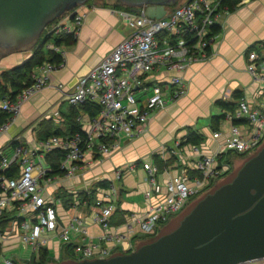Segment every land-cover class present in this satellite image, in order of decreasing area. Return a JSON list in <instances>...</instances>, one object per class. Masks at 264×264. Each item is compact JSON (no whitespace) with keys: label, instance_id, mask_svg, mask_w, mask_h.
<instances>
[{"label":"built area","instance_id":"2783aa9c","mask_svg":"<svg viewBox=\"0 0 264 264\" xmlns=\"http://www.w3.org/2000/svg\"><path fill=\"white\" fill-rule=\"evenodd\" d=\"M228 12L223 0H188L175 5L159 19L148 17L143 10L117 11L130 27V34L97 65L79 77L74 89L66 96L68 104L72 106L84 102L96 103L98 113L95 116L78 114L76 120L80 130L71 134L35 139L32 146L17 144L9 158L0 154V173L11 166L18 167L16 176H0V220L6 212L12 211L9 227L0 229L1 243L15 241L23 247L30 246L37 253L41 247H50L54 240L63 245L69 244L71 236L75 235L81 239L72 248L76 259L104 258L116 250L130 252L134 248V239L140 236L137 230L144 234H156L159 226L180 212L190 198L228 173L232 169L229 154L242 156L256 149L264 138V55L251 50L247 54L246 71L257 84V91L252 100L240 97L236 109L227 114L233 122L229 137L210 154L199 153L198 148L194 147L199 154L191 167L195 174L189 176L185 169L182 174L168 178L164 182L163 195L149 203L144 213H130L126 221L112 226L110 217L117 209V189L113 184L100 189L101 197L95 198L93 207L97 210L92 218L99 223L103 232L94 241L88 236L86 223L79 215L70 214L68 220L62 222L55 194L47 192L53 180L52 168L46 162L48 153L55 150L64 153L58 162V169L62 176L69 177L88 166L95 155H109L118 149L121 136L127 139L141 136L154 111L182 96L185 80L181 72L194 62L209 59L215 36L211 28L218 23L222 14ZM66 14L65 21L58 22L51 29L55 33H77L85 16L81 6ZM61 66L62 63L54 65L45 62L39 66L40 74L33 73L32 82L14 100L0 96V111L9 114L0 124V132L8 129L23 102L50 86V72ZM158 69L172 72L169 82L165 85L145 84L144 78ZM135 87L145 93L143 99L138 97ZM56 88L62 90V84H57ZM234 121L244 123L243 129ZM213 135L217 137L219 133L214 132ZM41 160L46 162L45 166ZM142 166L148 174L149 188L144 195L149 199L161 192L155 179L157 167L148 161L143 162ZM129 168L133 169L132 163ZM121 175L122 170H117V178ZM85 192L90 195L89 189ZM75 198L74 202L69 203V209L87 206L91 202L88 198L78 199V195ZM257 263L264 264V257ZM0 264L17 262L12 257H4Z\"/></svg>","mask_w":264,"mask_h":264},{"label":"crops","instance_id":"0c3cea01","mask_svg":"<svg viewBox=\"0 0 264 264\" xmlns=\"http://www.w3.org/2000/svg\"><path fill=\"white\" fill-rule=\"evenodd\" d=\"M186 1L188 0H177L174 5L162 8L155 6L150 12L152 16L150 18H162L175 5ZM81 9L84 10L85 16L77 30L76 40L72 45H62L58 48L62 52L63 62L60 68L50 72V86L23 102L19 114L8 129L0 132L1 155L11 157L13 147L17 144L32 146L34 140L38 139V129L42 121H52L55 127L62 131L67 130L65 119L69 104L66 96L74 89L79 77L97 65L131 32L130 27L117 13L120 9L130 8L116 1L89 0L81 6ZM216 25L219 27V32L214 36L209 59L194 62L181 72L180 75L185 80L184 94L167 103L162 109L154 111L146 125V131L141 136L133 139L121 136L118 140V149L109 155H95L88 166L80 168L69 177L51 174L52 178L61 176L60 183L51 181L47 192L54 193L61 200L57 207L63 217L62 222H66L70 214L77 212L68 214L74 208L68 209L70 204L64 206L61 193L73 194L75 197L81 193V190L85 192L89 189L92 199L101 197L100 189L105 188L96 187L95 184L106 179L115 186L112 177L124 178L123 185L119 188L115 187L118 193L116 206L126 212L125 218L133 212L144 213L149 203L155 202L163 195L164 182L168 178L182 174L185 169L189 176L195 174L191 167L199 158V154L194 151V147L198 148L199 153L210 154L229 137L233 122L227 117L229 111L226 113L217 101L237 102L242 96L249 100L255 96L258 86L246 71L247 54L254 50L264 55V0H244L233 11L222 14ZM31 54L32 49L1 56L0 74L22 64ZM33 73L40 74L39 67H36ZM171 74L172 72L167 73L163 69H158L149 73L143 82L150 85L154 81L165 85L169 82ZM57 84H62V90L56 88ZM135 91L141 99L145 97V93L140 89L135 87ZM224 113H226L224 118H214ZM84 114L88 115V113ZM0 115H2L1 111ZM200 123H202L201 127ZM189 130L203 135L199 144L185 143ZM202 130H206L208 135L201 133ZM214 132H218L219 135L214 137ZM155 157L163 160L162 168L155 161ZM145 161L157 167L155 179L161 190L149 199L144 195L149 188L148 174L142 166ZM46 162L50 165V162L47 160ZM131 163L133 169L129 168ZM117 170H122L120 178H117ZM76 209L86 223L88 236L96 241L103 232L99 223L92 218L93 212L97 209L91 202L87 206L79 205ZM6 214L8 222L0 227L2 230L9 227L12 211ZM119 215V212L111 215L112 226H116L113 223L119 219ZM78 242H81V239L72 235L69 244L73 246ZM15 244H17L15 241L0 242V255L5 248ZM63 248V244L54 240L47 249L50 253L53 250L52 255L57 259ZM254 263L258 264L257 261L242 264Z\"/></svg>","mask_w":264,"mask_h":264},{"label":"water","instance_id":"95a60500","mask_svg":"<svg viewBox=\"0 0 264 264\" xmlns=\"http://www.w3.org/2000/svg\"><path fill=\"white\" fill-rule=\"evenodd\" d=\"M89 0H0V57L32 49L54 20ZM148 17L177 0H113ZM264 257V140L234 160L231 171L201 192L130 252L47 264H242Z\"/></svg>","mask_w":264,"mask_h":264},{"label":"trees","instance_id":"16d2710c","mask_svg":"<svg viewBox=\"0 0 264 264\" xmlns=\"http://www.w3.org/2000/svg\"><path fill=\"white\" fill-rule=\"evenodd\" d=\"M240 2L241 0H223V3L227 5L229 12L233 11L236 7H238V4ZM56 21H58V19L54 20L52 23H55ZM211 29L214 35L219 32L218 25H214ZM44 34V37H40L36 45L32 48V54L27 60H25L20 65L14 66L9 70L3 71L0 74V96H8L10 99L14 100L16 98V95L25 86L29 85L32 82V74L36 67L43 65V63L45 62H49L54 65H59L60 63H62V52H60L58 48L62 45H72L76 40V33H55L53 30H49L45 31ZM217 103L226 111V113L227 111H234L237 106V102H226L218 100ZM98 111L99 107L96 103L84 102L79 106L69 105V109L67 111L68 115L65 119L68 127L67 130L62 131V129L55 127L52 121H42L38 129V139H44L51 135H66L78 131L80 130V124L77 122L76 116L80 113H88L90 116H95ZM1 112L2 115H0V124L3 123L9 117L8 113L3 111ZM226 113L220 116H215L214 118H224L226 116ZM234 122L236 123L238 121ZM202 139V134L194 130H189L185 138V143L199 144ZM63 155L64 153L60 150L52 151L46 155V160L50 162V166L52 168L51 174L62 175V172L58 169V162L60 161V158H62ZM242 156H244V154ZM155 161L159 164V167L162 168L163 160L158 159V157H155ZM17 171L18 167L17 165H14L2 171L0 173V176L2 175L4 177H13L16 176ZM110 185L111 181L106 179L101 180L95 184L96 187L98 186L102 188H108L110 187ZM82 194L83 198H88L92 200V195H88L85 192H82L81 195ZM60 196L63 198V201L65 203L64 206H67L69 204L68 194L61 193ZM116 212H119L120 215L118 217L119 219L116 220V222H114L113 224L119 225L125 221L126 212L118 208L114 211V213ZM7 216V214H4L2 216V219L0 220V227L5 226V223L7 224ZM63 247V252L61 253L59 259L74 258V255L72 253L73 246L71 244H65L63 245ZM48 260L54 261L57 259L54 258V256L49 252L46 247H41L37 253L33 254L30 261L26 263L47 264L48 262H50Z\"/></svg>","mask_w":264,"mask_h":264},{"label":"rangeland","instance_id":"374dc122","mask_svg":"<svg viewBox=\"0 0 264 264\" xmlns=\"http://www.w3.org/2000/svg\"><path fill=\"white\" fill-rule=\"evenodd\" d=\"M67 14H64L63 16H61V17H59L58 18V21H56L55 23H51L50 24V26L49 27H47V28H45L43 31H42V33H41V38H43L44 37V32L45 31H49V30H51V29H53L54 27H55V25L58 23V22H60V21H65L64 19H65V16H66ZM153 84H155V82L153 81L150 85H153ZM260 99H262L261 97H260ZM230 112H228L227 114H229ZM202 123H200V127L202 126L201 125ZM237 124H238V126L240 127V129H243L242 127H243V125H244V123H240V122H237ZM226 126H228V125H226ZM201 133H203V134H206V135H208V132L206 131V130H202V132ZM263 140H264V138H263ZM263 140L260 142V144L263 142ZM259 144V145H260ZM258 145V146H259ZM257 146V147H258ZM256 147V148H257ZM255 150V149H254ZM254 150H252V151H254ZM252 151H249V152H247L246 154H244V156H246V155H248V154H250ZM244 156H236L234 153H231V154H229L228 155V158H230V159H232V163L234 162V160L236 159V160H239L240 161V159L241 158H243ZM39 160V159H38ZM37 160V161H38ZM41 163H42V165L43 166H45L46 165V162L44 161V160H41ZM231 171V170H230ZM229 171V172H230ZM228 172V173H229ZM227 173V174H228ZM226 174V175H227ZM113 175V174H112ZM226 175H223V176H220L219 178H217V179H215L206 189H208V188H210L217 180H220V179H223ZM60 180H61V176H56V177H54L53 178V182L52 183H56V182H59L60 183ZM111 180L112 181H114L115 182V186L117 187V188H119V187H121L122 185H123V183H124V178H122V179H116V178H114V177H112L111 178ZM205 189V190H206ZM204 190V191H205ZM81 193L83 192V190H81L80 191ZM81 193L78 195V199H82V197H83V194L81 195ZM198 195H200V194H198ZM198 195H196V196H194V197H192V198H190L189 200H188V202L186 203V205L180 210V212L184 209V208H186L188 205H189V203L193 200V199H195L196 197H198ZM54 198L56 199V203L57 204H60V201H58L57 200V198L54 196ZM68 201L69 202H74L75 200H76V198L73 196V194L71 195V194H68ZM94 201H95V197H94V199H92L91 200V204H92V206H93V203H94ZM69 209V208H68ZM67 209V210H68ZM75 212H77V215H79L80 213H79V211L77 210V209H72L70 212H68V214H70V213H75ZM180 212H178V213H176L175 215H173V216H171V218L172 217H175L176 215H178ZM170 218V219H171ZM169 219V220H170ZM125 221H126V218H125ZM168 222V221H167ZM163 225H165V223L164 224H161L160 226H159V230L161 229V227H163ZM102 228V227H101ZM138 228L136 227L135 228V230H137ZM102 231H103V229H102ZM138 232H139V234H140V236L139 237H137V238H135L134 239V241L136 242L137 240H139V239H145V238H148V237H151V236H154L155 234H152V235H149V234H144V233H142V232H140V230H137ZM33 250H32V248L30 247V246H27V247H23V245L21 244V243H17V244H15V245H13V246H10L9 248H5V250H3V252H2V254L0 255V262L2 261V259L4 258V257H12V258H14L15 260H16V262H19L20 264H27L26 262H28V261H30V259L32 258V256H33ZM114 252H122V251H120V250H116V251H114ZM51 254H53V250H51ZM74 258H75V256H74ZM74 258H72V259H74ZM76 259V258H75ZM60 260H62V259H58V260H54V262H57V261H60ZM48 261H50V260H48ZM255 264V263H254Z\"/></svg>","mask_w":264,"mask_h":264}]
</instances>
